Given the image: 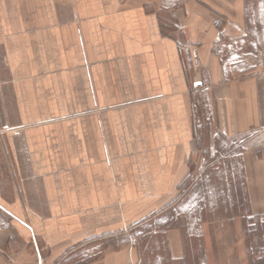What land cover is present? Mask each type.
Returning <instances> with one entry per match:
<instances>
[{
  "label": "crops",
  "instance_id": "crops-1",
  "mask_svg": "<svg viewBox=\"0 0 264 264\" xmlns=\"http://www.w3.org/2000/svg\"><path fill=\"white\" fill-rule=\"evenodd\" d=\"M0 264H264V0H0Z\"/></svg>",
  "mask_w": 264,
  "mask_h": 264
},
{
  "label": "rangeland",
  "instance_id": "rangeland-1",
  "mask_svg": "<svg viewBox=\"0 0 264 264\" xmlns=\"http://www.w3.org/2000/svg\"><path fill=\"white\" fill-rule=\"evenodd\" d=\"M173 25V29H174V34L175 36L178 38L181 36L182 34V27L181 24L179 22H177V20H174V24ZM227 149H229V147H227ZM207 161L206 164L209 162L208 160H212L214 158L213 155L211 156H207ZM229 160L233 161V156L230 157L229 155H225L223 156L221 159L218 160L219 163H223V164H227L229 163ZM212 163V161H211ZM212 166V165H210ZM223 172V173H222ZM224 175H227V171H222L221 169H219L218 171H213V170H209L206 172L205 174V179H211L213 180V182H216L214 180H219L218 182H221L222 178ZM205 205L206 207H212L213 205L217 206V203L221 200L220 196L221 195V190L222 188H220L218 185L216 186H210V187H206L205 189ZM223 194V193H222Z\"/></svg>",
  "mask_w": 264,
  "mask_h": 264
}]
</instances>
